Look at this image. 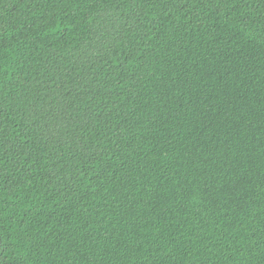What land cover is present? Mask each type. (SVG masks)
Masks as SVG:
<instances>
[{"label": "trees", "instance_id": "obj_1", "mask_svg": "<svg viewBox=\"0 0 264 264\" xmlns=\"http://www.w3.org/2000/svg\"><path fill=\"white\" fill-rule=\"evenodd\" d=\"M0 264H264V0H0Z\"/></svg>", "mask_w": 264, "mask_h": 264}, {"label": "water", "instance_id": "obj_2", "mask_svg": "<svg viewBox=\"0 0 264 264\" xmlns=\"http://www.w3.org/2000/svg\"><path fill=\"white\" fill-rule=\"evenodd\" d=\"M0 245H1V239H0Z\"/></svg>", "mask_w": 264, "mask_h": 264}]
</instances>
